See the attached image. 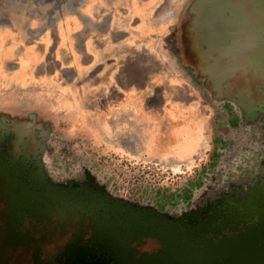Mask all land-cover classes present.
Wrapping results in <instances>:
<instances>
[{"label": "rangeland", "instance_id": "1", "mask_svg": "<svg viewBox=\"0 0 264 264\" xmlns=\"http://www.w3.org/2000/svg\"><path fill=\"white\" fill-rule=\"evenodd\" d=\"M89 7L102 9L91 23L82 18ZM102 15L127 18L126 30L146 34V42L135 39L146 54L111 55L119 77L152 74L153 87L132 84L139 114L97 112L96 97L84 108L79 97L73 107L60 97L53 105L48 48L39 57L16 47L37 46L56 26L61 43L79 46L80 32H93ZM1 29L0 50L5 45L10 59L3 66L9 75L0 69V80L10 82L0 84V139L8 134L6 149L31 170L14 168L15 188L21 198L73 205L107 222L90 243L69 252L66 264H108L109 219L124 218L130 203L136 212L128 224L148 210L156 233L126 247L124 264H196L205 245L234 234L252 230L264 239V0H0ZM31 57L41 58L32 72L44 81L30 80ZM139 57L153 62L141 65ZM160 73L168 81L162 97ZM111 91L105 90L106 109L118 101ZM34 211L31 219L39 216Z\"/></svg>", "mask_w": 264, "mask_h": 264}, {"label": "flooded vegetation", "instance_id": "2", "mask_svg": "<svg viewBox=\"0 0 264 264\" xmlns=\"http://www.w3.org/2000/svg\"><path fill=\"white\" fill-rule=\"evenodd\" d=\"M5 137L8 134L0 139V264H66L69 252L75 246L90 243L102 223L107 222H97L94 216L82 214L73 205L62 209V202L39 204L33 201L32 195L21 198L22 191L14 186V168L17 166L23 174L31 170L22 157L10 153V146L6 149L11 140ZM34 209H37L39 216L31 219ZM131 213L129 219L128 216L127 219L123 216L117 222L109 219V230L112 229L114 233L108 232L106 237L104 258L108 259V264H113L114 259L117 264H124L120 257L126 247L139 246L156 233L152 230L156 218L140 217L139 222L137 218L128 224ZM179 229V224L173 225L171 233ZM161 233L165 234L164 230Z\"/></svg>", "mask_w": 264, "mask_h": 264}, {"label": "crops", "instance_id": "3", "mask_svg": "<svg viewBox=\"0 0 264 264\" xmlns=\"http://www.w3.org/2000/svg\"><path fill=\"white\" fill-rule=\"evenodd\" d=\"M97 10L100 14L102 13V9H95L94 7H89L87 10H83V20L91 23L90 18L92 16H95L94 12H96ZM102 16L103 17L101 21L98 20L93 24V32H80L83 34H81L79 46L76 43L73 44L69 40H66L64 43H61L60 36L59 34H57L58 28L56 26L54 28V31L51 30L53 31V33L55 32V34H52V32L49 34H43L41 36L42 40L38 43L37 46L18 45L16 47L22 49V51L23 48H27L30 53H32L31 56H34V54L37 53L39 57L41 56V52L38 50L42 51L43 49L48 48L49 56L46 57L45 62H48V65L52 66V68L50 69L51 74L47 76L53 77L51 78L52 80L48 79L49 81L51 80L50 83L51 85H53L50 86V89L52 91L51 94L54 98L53 105L56 103V97L62 98L64 101L70 103L71 106L73 105V101H75L79 97L82 103L78 104L76 102L77 106H81L84 108V106H86L84 104L85 100H87L86 102H88V100H90L91 98L96 97L97 99H100V102L99 100L98 102L96 101L98 107L97 112H102L105 114L108 112L124 113L132 111L135 114H139L140 105L136 100V96H138V89L137 87L135 88L132 84H145L146 81H148L150 83L149 85L152 86V74H150L148 78L142 75L139 78V73L135 70L132 73L129 72V74H125L128 75L129 78L127 76H125V78L119 77L120 74L116 73L114 57H112L111 55L113 54L114 56V54L123 50H130L135 53H137V51H141V53L145 52L146 54L147 47L145 46V44L142 46H138L139 42H146L147 37H144V35L146 34L140 35L138 32H136L135 28H133L134 25L137 26L139 24L138 21H136L134 25H131L133 30H126L127 22V29L130 28V24L127 18L118 20L117 18H115V16ZM131 19H136V16H133ZM0 31H2V29ZM130 36L133 37L134 40H131ZM109 38L112 40L110 41ZM135 39L139 40V42L135 41ZM128 43H134V45L131 46ZM4 46L2 47V50H0V69L9 75V72L3 67L5 64H7L8 60L10 59V56L6 54L8 51L4 48ZM18 55H23V52L22 54L19 53ZM30 60L31 61L29 62L28 67L26 68L27 73L31 77L30 80H37V78H39L38 80L44 81L41 75L35 74L33 76L32 72V69L33 67H35L34 65L36 63H38L37 65L39 66L42 64L41 62H39L41 61V58L31 57ZM139 61L141 65H148V63L152 64L153 62L152 57H139ZM156 63L159 64L161 67L165 65L163 61H156ZM17 67L18 65L16 63L15 68L17 69ZM54 73H56V75H53ZM110 74L112 75L111 80L114 82V84H111L112 86L108 87L106 85V80H108ZM56 76L60 77L56 78ZM158 76L161 81V86L158 89H160V96L162 97V94L164 92V82L168 81L167 77L166 79H164L161 73ZM63 78L64 82H61ZM124 79L129 81L127 85L122 82ZM42 81H40V83H42ZM9 82L10 81L8 80V83ZM8 83H3L2 80H0V84L2 85H8ZM17 85L19 86L20 83L17 82ZM55 85H58V87H54ZM153 85L157 87V84ZM181 85L183 87L181 88L182 90L187 89V87L184 85V81H182ZM126 86L128 88H126ZM133 87L135 89H133ZM52 88L54 90H52ZM62 88L65 89L64 92H61L60 89ZM110 89L112 90L111 95L117 97L118 101L117 104L113 105L109 109H106L104 106V99L106 97L105 90ZM160 106H162V102L160 103ZM76 108H71L65 111H72ZM135 118H140V116L135 115Z\"/></svg>", "mask_w": 264, "mask_h": 264}, {"label": "water", "instance_id": "4", "mask_svg": "<svg viewBox=\"0 0 264 264\" xmlns=\"http://www.w3.org/2000/svg\"><path fill=\"white\" fill-rule=\"evenodd\" d=\"M262 240L252 230L234 234L222 244L205 245L194 260L196 264H213L218 259L224 264H264Z\"/></svg>", "mask_w": 264, "mask_h": 264}, {"label": "trees", "instance_id": "5", "mask_svg": "<svg viewBox=\"0 0 264 264\" xmlns=\"http://www.w3.org/2000/svg\"><path fill=\"white\" fill-rule=\"evenodd\" d=\"M126 211H125V213H124V215L123 216H125V217H127L128 215H129V213L130 212H136V207H135V205H134V203H130L129 205H127V206H125V207H123ZM152 215V213H149V211L148 210H146V211H143L141 214H140V216H139V218L137 219V222H139L140 221V217H142V218H146V217H149V216H151ZM128 219H129V216H128ZM142 229V228H141Z\"/></svg>", "mask_w": 264, "mask_h": 264}, {"label": "bare ground", "instance_id": "6", "mask_svg": "<svg viewBox=\"0 0 264 264\" xmlns=\"http://www.w3.org/2000/svg\"><path fill=\"white\" fill-rule=\"evenodd\" d=\"M25 52H26V51H25ZM25 54H26V53H25ZM20 56H21V55H20ZM25 56H26V55H25ZM21 58H22V57H21ZM25 59H26V58H25ZM22 60H23V59H22ZM26 61H27V60H26ZM26 61H25V62H26ZM27 63H29V62H27ZM25 64H26V63H25Z\"/></svg>", "mask_w": 264, "mask_h": 264}]
</instances>
